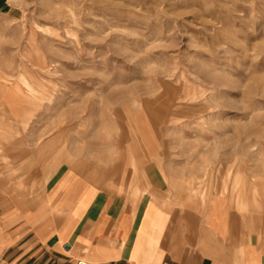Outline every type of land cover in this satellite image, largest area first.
Returning a JSON list of instances; mask_svg holds the SVG:
<instances>
[{
  "label": "rangeland",
  "instance_id": "1",
  "mask_svg": "<svg viewBox=\"0 0 264 264\" xmlns=\"http://www.w3.org/2000/svg\"><path fill=\"white\" fill-rule=\"evenodd\" d=\"M0 99L94 160L138 147L142 123L210 188H263L264 0H0Z\"/></svg>",
  "mask_w": 264,
  "mask_h": 264
},
{
  "label": "crops",
  "instance_id": "2",
  "mask_svg": "<svg viewBox=\"0 0 264 264\" xmlns=\"http://www.w3.org/2000/svg\"><path fill=\"white\" fill-rule=\"evenodd\" d=\"M22 86L11 92L23 95ZM5 104L0 264H264V187L252 178L236 188L220 173L210 188L164 156L142 123L138 147L100 162L93 150L84 156L81 139L66 145L64 128L37 140ZM130 181L138 193L120 187Z\"/></svg>",
  "mask_w": 264,
  "mask_h": 264
},
{
  "label": "built area",
  "instance_id": "3",
  "mask_svg": "<svg viewBox=\"0 0 264 264\" xmlns=\"http://www.w3.org/2000/svg\"><path fill=\"white\" fill-rule=\"evenodd\" d=\"M81 264H86V263H84V262H81Z\"/></svg>",
  "mask_w": 264,
  "mask_h": 264
}]
</instances>
